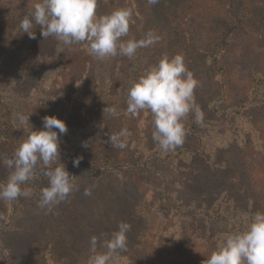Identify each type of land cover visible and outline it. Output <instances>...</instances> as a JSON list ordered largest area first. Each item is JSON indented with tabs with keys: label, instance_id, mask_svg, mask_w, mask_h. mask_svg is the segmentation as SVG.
Wrapping results in <instances>:
<instances>
[{
	"label": "trees",
	"instance_id": "obj_1",
	"mask_svg": "<svg viewBox=\"0 0 264 264\" xmlns=\"http://www.w3.org/2000/svg\"><path fill=\"white\" fill-rule=\"evenodd\" d=\"M37 2L39 0H0V107L42 108L49 104L71 107L70 110L66 108L68 113L65 109V114L61 115L68 133L59 141V148L69 146L64 165L73 176L72 183L84 170L91 185L105 178L113 187L103 195L118 204L111 203V206H117L112 223H120L118 219L126 217L127 188L132 185L131 181L124 184V178L115 174L138 173L139 170L147 173L144 166L149 170L166 158L178 157L182 159L183 167L178 171L182 198L192 219L201 218L203 213V217L223 223L228 232H236L243 230L247 215L264 212V203L253 207L247 204L249 200L245 196L240 200V195L237 197L235 193L223 197L220 187L210 185L213 180L228 174L230 167L224 164L222 155L237 149L235 141L242 150L256 151L259 155L264 153V138L257 135L254 127L256 108L237 107L242 111V118L252 119L247 121L250 127L244 134L231 128L223 130L224 134L216 143L208 136L209 129L217 124L214 113L226 110L221 106L225 102L223 95L231 92L237 96L230 86L232 63L227 57L236 50L232 40L243 35L246 27L258 29L264 26V1L158 0L155 5H149L147 0H98V16L119 8L132 10L129 33L122 40H140L149 31L159 37L157 43L137 49L132 58L117 55L103 60L90 55L82 43L64 46L54 36L44 39L35 21L30 30L35 33V38L23 33L20 23L26 16L31 18L30 13ZM198 21L202 24L199 28L207 31L206 41L197 35ZM165 54L184 57L186 67L197 81L194 97L203 113L200 124L196 123L194 112L187 114L182 120L186 131L184 143L168 152L161 151L153 140V125H139L138 115L127 114L126 103L131 82ZM30 69L34 71L33 81L22 94ZM260 76L256 71L248 76L254 95L260 86ZM237 102L231 103V107ZM78 107H101L95 113L97 123L90 128L84 124L80 126L78 121H85L88 116L86 110H76ZM104 108H115L117 115L103 113ZM141 112L147 121H152L150 112ZM15 117L10 113L0 116V154L10 158L22 138ZM122 128L130 133L124 149L108 142V136ZM227 134L234 142L224 140ZM76 158L80 163L74 167L72 161ZM41 174L43 171L36 172L33 178ZM183 259L179 256L176 260L182 264L187 259L186 254Z\"/></svg>",
	"mask_w": 264,
	"mask_h": 264
},
{
	"label": "rangeland",
	"instance_id": "obj_2",
	"mask_svg": "<svg viewBox=\"0 0 264 264\" xmlns=\"http://www.w3.org/2000/svg\"><path fill=\"white\" fill-rule=\"evenodd\" d=\"M198 23L197 35L206 41L207 31L200 29L202 24ZM243 31V35L232 40L236 43V50L227 56L232 63L230 86L237 96L231 92L223 95L225 102L221 106H225L226 110L213 115L217 124L209 129L208 136L214 143L222 137L223 130L229 131L231 128L240 130L241 134L249 130L248 122L252 119L242 118V111L237 108L240 105L246 109L256 108L253 113L255 131L264 138V26L258 29L246 27ZM254 71L261 75L255 95L252 87H249L248 77ZM33 75L34 71L30 69L22 94L31 86ZM235 100L238 101L237 105L231 107ZM66 108L50 104L42 108L0 107V116L2 113L16 115L23 138L29 126L21 123L17 114L29 116V123L34 130H43L44 116H55L61 120ZM100 108L78 107L76 110H86L88 116L85 121H78L79 125L84 124L90 128L97 123L95 113ZM142 115L143 112H140L137 116L140 118L139 125H153L152 121H147L146 116ZM67 133L60 136L61 141L67 137ZM233 139L227 134L224 140L231 143ZM234 146L237 149L222 155L224 164L230 167L228 174L213 180L210 185L220 187L223 197H231V193H235L237 197L240 195L239 200L242 196L248 198L247 204L253 207L264 203V153L259 155L256 151L242 150L236 141ZM68 147L62 145L59 148L62 164ZM4 157L10 158L0 154V182H6L11 171L2 163ZM156 164L149 170L148 166H144L147 173L139 170L138 173L132 171L129 174H115L124 178V184L132 182L127 188L129 213L118 219L120 223L128 222L130 228L126 232L125 249L113 253L109 264H179L176 259L179 260V256L183 259L184 254L187 259L182 264H205L222 234L230 231H227L223 223L203 217V213L201 218L193 219L187 213L182 198V180L178 174L183 169L180 157L166 158ZM40 171L42 169L38 167L36 172ZM84 173L83 170L73 181L79 190L71 192L50 213L38 207L41 189L48 186V178L43 174L21 185L22 193L27 192L28 195L22 194L12 201L0 199V264H87L92 255L90 238L93 236L98 238L97 251H105L101 246L103 241L109 239L120 224L112 223L116 218L117 206H111V203L116 202L103 196L113 187L108 185L105 178L91 185ZM86 188L91 189L90 196L83 194Z\"/></svg>",
	"mask_w": 264,
	"mask_h": 264
},
{
	"label": "clouds",
	"instance_id": "obj_3",
	"mask_svg": "<svg viewBox=\"0 0 264 264\" xmlns=\"http://www.w3.org/2000/svg\"><path fill=\"white\" fill-rule=\"evenodd\" d=\"M147 3L155 5L158 0H147ZM97 6L98 0H39L30 13L31 18L26 16L22 19L20 29L30 38H35V33L30 31L35 21L44 39L54 36L64 46L82 43L88 53L98 60L117 55L132 58L137 49L158 42L159 37L152 31L140 40H122L129 33L132 10L119 8L98 16ZM196 86L197 81L181 54L172 57L162 55L156 64L149 66L131 82L127 90V114L135 117L141 111L150 112L153 140L163 152L174 150L184 143L186 131L182 120L187 114L194 112L198 124L203 121V113L195 102ZM105 111L117 115L115 108H104L103 113ZM17 118L29 129L13 156L2 159L11 171L6 182H0V199L12 201L22 194L28 195L27 192L22 193L21 185L31 180L39 167L48 178V186L41 189L38 207L50 213L71 192L79 190L72 183L73 176L60 162L59 141L60 136L67 133L66 124L55 116H44L43 130H34L29 116L17 114ZM129 136V131L122 128L108 136V142L124 149ZM72 163L74 167L78 166L80 159L76 158ZM53 164L57 166L52 167ZM83 194L90 196L91 189L86 188ZM129 228L130 225L121 222L118 230L103 241V252L97 251L98 238L91 237L92 255L87 264H109L113 253L125 249ZM205 264H264V212L250 215L242 231L222 234Z\"/></svg>",
	"mask_w": 264,
	"mask_h": 264
}]
</instances>
